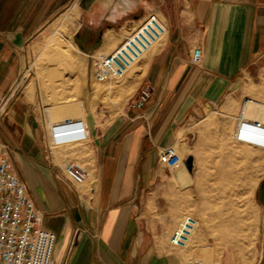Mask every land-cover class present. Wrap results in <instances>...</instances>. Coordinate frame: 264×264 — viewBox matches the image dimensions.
<instances>
[{"label": "crops", "instance_id": "0c3cea01", "mask_svg": "<svg viewBox=\"0 0 264 264\" xmlns=\"http://www.w3.org/2000/svg\"><path fill=\"white\" fill-rule=\"evenodd\" d=\"M152 15L165 32L145 60L136 94L144 84L154 93L139 112L126 107L102 128L87 116L88 141L76 157L92 176L74 185L64 174L73 156L64 147L47 154V128L27 75L35 41L61 19L88 67L89 58L116 51ZM196 49L200 65L191 63ZM262 57L264 0H0V101L13 93L0 141L42 227L57 236L55 263L241 264L237 250L202 231L189 248L169 239L182 217L196 212L190 139L197 117L227 99ZM177 145L178 153L191 150L183 159L193 158L192 170L159 162V148ZM255 195L264 215V191ZM260 236L252 264H264V225Z\"/></svg>", "mask_w": 264, "mask_h": 264}, {"label": "rangeland", "instance_id": "374dc122", "mask_svg": "<svg viewBox=\"0 0 264 264\" xmlns=\"http://www.w3.org/2000/svg\"><path fill=\"white\" fill-rule=\"evenodd\" d=\"M67 33L58 19L38 37L27 75L37 92L35 102L44 128L52 127V130L47 128L51 141L55 133V147H64L74 159L81 161L76 153L88 141L87 116L91 115L102 128L132 103L139 92L136 94L145 72V60L154 47L130 67L123 78L99 82L94 78L95 58L101 53L89 58L87 67V58L73 50L69 45L72 44L71 36ZM61 35L65 37L63 42ZM67 48L71 62L68 69L60 65ZM98 86L103 88L100 93ZM259 99L264 102V57L234 84L227 99L216 107L204 109L208 112L197 117L190 139L196 159V212L184 217L192 216L198 221L194 236L202 231L214 239L221 238L228 249L240 253L241 264H252L253 253L260 249V228L264 225L263 201L261 197L257 201L255 195L257 191H264V151L259 149V143L264 141L254 134L264 135V125L256 126L255 118L248 117ZM70 120L80 122L76 129L83 127V132L69 135L67 132L71 133L75 127H60ZM239 124L245 134L237 137ZM190 151L184 147L179 155L184 158ZM191 246L190 241L188 248Z\"/></svg>", "mask_w": 264, "mask_h": 264}, {"label": "built area", "instance_id": "2783aa9c", "mask_svg": "<svg viewBox=\"0 0 264 264\" xmlns=\"http://www.w3.org/2000/svg\"><path fill=\"white\" fill-rule=\"evenodd\" d=\"M164 32L165 27L162 22L156 15H152L116 51L109 55L99 54L95 58L94 78L99 82L123 78L128 69L138 63L143 55L161 39ZM201 62V50L196 49L191 63L200 65ZM153 93L152 85H142L137 97L128 108L139 112ZM11 95L0 101V120L7 113ZM142 118L148 124V119L144 116ZM79 123L65 121L60 127H75V130L67 133L78 134L83 132V127L76 129ZM46 128L52 130L50 125ZM241 134L245 132L243 126L239 124L236 135L238 137ZM55 137L53 133V141H51L47 132L46 149L50 157L52 148L57 146ZM158 153L159 162L170 169L186 166V161L180 157L174 146L159 148ZM13 166L9 148L0 141V264H56L54 252L57 236L42 227L40 212L28 195L26 184L18 177ZM64 174L74 185L85 184L92 176L87 166L75 159L65 160ZM197 227L198 221L194 217H184L172 234L170 244L176 248L187 247Z\"/></svg>", "mask_w": 264, "mask_h": 264}, {"label": "bare ground", "instance_id": "6f19581e", "mask_svg": "<svg viewBox=\"0 0 264 264\" xmlns=\"http://www.w3.org/2000/svg\"><path fill=\"white\" fill-rule=\"evenodd\" d=\"M69 36H71L70 35V33L68 32L67 33ZM60 37V36H59ZM61 38H63V40H62V42L65 40L64 38V35H61ZM68 38V37H67ZM66 41H67V39H66ZM65 41V42H66ZM58 42V41H57ZM67 43V42H66ZM68 43H70V42H68ZM69 45H71L72 46V44H69ZM76 47V46H75ZM59 49V48H58ZM58 49H56L55 48V50H58ZM79 49V48H78ZM77 50V49H76ZM61 52V51H60ZM69 48H67V49H65L64 51H63V55H62V58H61V63H60V65H63V67H65V68H67V67H70L71 66V62L69 61V59H68V55H70L69 54ZM59 55V54H58ZM57 55V56H58ZM54 56V55H53ZM56 56V55H55ZM56 56V57H57ZM58 58H59V56H58ZM68 69V68H67ZM62 70L64 71V69L62 68ZM59 71V70H58ZM65 72V71H64ZM97 90L99 91V93L101 92V91H103V88L101 87V86H98L97 87ZM262 97H263V94H262ZM257 99H258V97H257ZM255 107H254V109L253 110H251V112L249 111H247L248 112V117L249 118H252V117H254L255 118V123L257 124L256 126H262V125H264V102L263 101H260V99H259V101L258 100H256V102H255V105H254ZM250 115V116H249ZM248 118V119H249ZM263 130V129H262ZM255 134V136H256V138H258V139H262V141H264V135H262V134H258V132L257 133H254ZM261 141V140H260ZM259 144H261L260 146H259V149L260 150H263L264 151V143H259ZM256 145V144H255ZM254 145V146H255ZM241 146V145H240ZM256 147V146H255ZM255 147H254V149H255ZM242 150V149H241ZM243 151V150H242ZM257 151V150H256ZM255 153V152H254ZM258 153V152H257ZM241 154V153H240ZM252 156H254V155H252ZM251 156V157H252ZM255 158H256V156H255ZM243 159H244V157H243ZM257 160V159H256ZM258 161V160H257ZM256 163V162H255ZM255 163H253V164H255ZM241 168V167H240ZM254 168V167H253Z\"/></svg>", "mask_w": 264, "mask_h": 264}, {"label": "water", "instance_id": "95a60500", "mask_svg": "<svg viewBox=\"0 0 264 264\" xmlns=\"http://www.w3.org/2000/svg\"><path fill=\"white\" fill-rule=\"evenodd\" d=\"M186 167L188 168V170H192V168H193V158H190V159L187 160Z\"/></svg>", "mask_w": 264, "mask_h": 264}]
</instances>
